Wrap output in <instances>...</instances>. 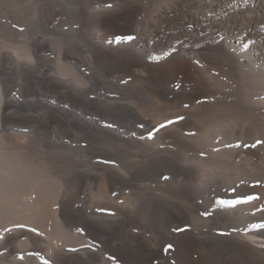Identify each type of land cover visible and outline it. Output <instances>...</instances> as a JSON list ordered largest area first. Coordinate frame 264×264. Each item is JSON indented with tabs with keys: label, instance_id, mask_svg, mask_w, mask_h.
<instances>
[{
	"label": "rangeland",
	"instance_id": "obj_1",
	"mask_svg": "<svg viewBox=\"0 0 264 264\" xmlns=\"http://www.w3.org/2000/svg\"><path fill=\"white\" fill-rule=\"evenodd\" d=\"M20 2L24 13L6 14L4 34L25 45L32 59L18 61L0 38V134L61 185L39 226L16 225L0 238V264H253L234 259V247L229 253L215 240L262 246L246 237L254 224H264L248 221L264 212V201L247 200L258 196L251 192L259 184L254 171L236 178L222 164H264V144L250 147L264 139L250 137V128L218 138L229 153L204 171L199 164L206 155H198L190 138L196 112L212 103L236 105L238 84L212 56L225 42L221 33L235 24L242 36L250 38V30L264 36V0H191L182 7L173 0ZM157 12L142 49L143 25ZM117 35L135 39L116 42ZM58 49L81 81L57 72ZM169 120L176 123L148 138ZM179 165L204 183L193 184Z\"/></svg>",
	"mask_w": 264,
	"mask_h": 264
},
{
	"label": "bare ground",
	"instance_id": "obj_2",
	"mask_svg": "<svg viewBox=\"0 0 264 264\" xmlns=\"http://www.w3.org/2000/svg\"><path fill=\"white\" fill-rule=\"evenodd\" d=\"M20 1L22 0H0V33L1 31H3V33L0 34V38L3 39V46L8 47L10 49L9 53H11L13 57L18 61L24 62V60L32 59L30 53L28 52L29 49L23 44L15 43L11 40V37H8L9 35L6 36L4 34V31L7 28L5 27V23L7 22L3 21L6 18V14L8 15L9 13H20L21 16L23 15L24 12H22V10L24 8H21L23 2L21 3ZM190 1L191 0H173V3L176 7H182L188 5ZM165 9H168V7L163 8V10ZM206 13H210V11L207 10ZM159 16L160 13L157 12L154 17L146 21L143 25L144 28L141 30L140 34V36H142L140 40V46L142 47V49L145 48L143 37L145 36L147 29L152 26H155ZM238 25L239 24H235L229 29H225L224 33H221V35H224L225 37V42H223L220 48L216 50L219 55L218 53H215L217 55L213 54L212 56L213 59L218 60L221 66L228 72V78L231 81H236V83L238 84L239 90L235 96L236 105L216 108L217 106L215 105V103H212L208 106H205L203 109L194 114L195 120L197 121L193 122V130L195 131V133L192 134L193 138L190 139L197 144L196 152L198 153V155H202L201 153H203V155H206V157L204 158L205 162H201V164H199L201 169H203L204 171L205 169L213 170L216 167V164H218L219 158H225L229 153L228 150L220 149L222 148V146L221 142L217 141L218 138L222 139L223 137H228L229 134H237L240 130L250 128V137L254 138L256 136L264 139V36L260 34L257 35L253 33L252 30H250V32L248 33V36L250 38H247V36H242L239 32V30H242V28H239ZM212 27H218V25ZM22 41H24V39ZM54 42L53 44H55ZM242 43H244V45ZM57 48H59V46ZM57 52L58 55H55L57 72L62 76L71 75L72 78L76 79L77 81H81V77L76 72L75 67L65 62L64 58L61 55L60 49H58ZM68 56L70 58L73 57L70 54ZM78 66L80 69H83L82 65L78 64ZM3 99V93L0 85V114ZM107 103L110 104V102ZM120 110L121 109H119V111ZM7 114L8 113H6V115ZM24 138L25 137H23V139ZM8 143L7 141H5L3 135L0 134V238L6 232L5 229L16 228V225H26L34 228L37 227V225L39 226L37 221L39 222V218L44 215L43 211L47 207H51L55 203V201L57 202L56 199H58L57 197L60 196L59 187L61 185H59V183L56 182L54 178L51 179V177H49L47 173L42 171V169H40L41 167L38 168L35 165L31 164L30 161L25 158V155H21V152H17V150L13 149V147L10 146ZM22 143L24 144L25 142L23 141ZM213 161H217V163ZM262 161L264 162V160ZM186 164L189 165L190 163ZM249 167H251V169H249ZM222 169L227 174L236 176V178H242L245 175V171H254V180L258 181L259 184L258 187L254 186L251 192L257 191V197L259 199L258 202H261L263 205L264 164L259 162H252L250 160H246L241 164L237 165H232L231 162H226L222 164ZM179 171L189 172L188 176L193 184H203L205 181L203 176L197 175L194 169H188L185 165H179ZM103 190H106L105 192H107V189L103 188ZM126 201H128V199ZM130 201L132 200L130 199ZM258 202L255 204V208L256 206H258ZM48 209L50 210V208ZM245 209L247 212H251V210L248 211L247 208ZM246 211L244 210L242 212L244 218L248 217ZM253 219H255L256 221H261V223H263L264 212L253 214V218L248 221H253ZM104 225L106 226L105 223ZM57 227L58 226H56V228ZM247 233L251 235L246 236L251 242L261 244L262 246L250 245L247 241L219 236V238L216 239L215 242H222V244L224 243L226 245L225 251L229 253L231 251L232 245L234 247V250L232 249L231 254L236 255L234 259H236L237 257L239 258V261H242L244 263L245 261H250L251 259L253 264H264V241L255 239L257 236L262 237L264 239V231L261 228H256L248 230ZM203 240L211 241L206 238H204Z\"/></svg>",
	"mask_w": 264,
	"mask_h": 264
},
{
	"label": "snow or ice",
	"instance_id": "obj_3",
	"mask_svg": "<svg viewBox=\"0 0 264 264\" xmlns=\"http://www.w3.org/2000/svg\"><path fill=\"white\" fill-rule=\"evenodd\" d=\"M135 39V37L134 36H132V35H124V36H121V35H117L116 37H115V41L116 42H121V41H132V40H134ZM112 41H109V43H111ZM202 101H197V103H201ZM184 107H188V105L187 104H185L184 105ZM184 119V117H182V116H178L177 117V120H183ZM174 123H176V121H174V120H169V121H167L165 124H161V125H159V128H157V129H154L153 131H150L149 133H148V138L149 139H151L152 137H153V135H154V132L155 131H158L160 128H165V127H167L168 125H171V124H174ZM141 127H142V125H141ZM260 144H264V141H262V140H257L254 144H252L250 147H252V148H255L257 145H260ZM236 147H239L240 145L239 144H237V145H235ZM244 147H249V145H247V144H245L244 145ZM202 155H203V153H201ZM111 161H105V163H110ZM252 199H258V197H252V196H249V197H247V200H252ZM218 203L219 204H221V205H225V204H227V205H235V204H237V203H240V200H223V199H220V200H218ZM99 211H104L103 209H100ZM205 215H209V213H207V212H205L204 213ZM18 227H24L23 225H18ZM253 227L254 228H264V224H254L253 225ZM79 231H81V232H83V229H78ZM234 231H235V229H233ZM5 231L7 232V231H11V229H5ZM31 231H33V232H35L36 230L35 229H31ZM173 231H175V232H183V231H185V229H182V228H176V229H173ZM219 235H228V233H225V232H219L218 233ZM82 247H86V248H89V249H91L92 248V245H82ZM174 246H173V244H168L167 246H166V248H165V251H168V250H171L172 248H173ZM69 251H71V252H76V251H78L77 249H69ZM46 264H47V262H46Z\"/></svg>",
	"mask_w": 264,
	"mask_h": 264
},
{
	"label": "water",
	"instance_id": "obj_4",
	"mask_svg": "<svg viewBox=\"0 0 264 264\" xmlns=\"http://www.w3.org/2000/svg\"><path fill=\"white\" fill-rule=\"evenodd\" d=\"M9 85V87H12V85L11 84H8Z\"/></svg>",
	"mask_w": 264,
	"mask_h": 264
}]
</instances>
